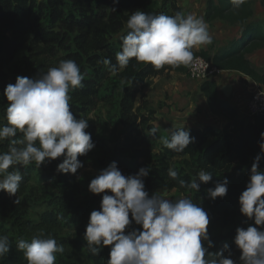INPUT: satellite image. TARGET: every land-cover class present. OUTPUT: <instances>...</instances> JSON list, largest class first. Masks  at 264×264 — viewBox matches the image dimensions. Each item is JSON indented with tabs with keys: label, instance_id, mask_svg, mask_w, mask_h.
<instances>
[{
	"label": "trees",
	"instance_id": "16d2710c",
	"mask_svg": "<svg viewBox=\"0 0 264 264\" xmlns=\"http://www.w3.org/2000/svg\"><path fill=\"white\" fill-rule=\"evenodd\" d=\"M261 3L264 7V0ZM136 10L188 15L178 0H0V125L7 123L8 102L3 95L7 84H14L17 76L38 78L59 61L72 59L85 79L84 87L70 92L71 111L77 119H88L86 131L95 143L86 156L78 157L84 167L74 175L56 171L63 157L40 168L35 163L16 166L24 177L17 193L20 203L15 204V196L0 191V235H7L12 244L0 264H28L16 243L19 239L30 241L36 234L50 235L63 245L64 252L56 254L55 264H108L110 246L93 256L83 238L90 213L99 209L103 194L89 192L93 178L82 181L80 175L89 164L100 172L113 161L125 176L149 167L144 182L150 196L156 193L173 200L190 197L209 215L208 232L214 243L209 252L219 251L227 243L231 258L239 264L241 252L233 243L236 228L254 226L253 220L240 213L239 196L249 181L253 160L260 153L264 114L250 117L241 113L221 98L216 81H205L200 90L209 111L226 124L220 130L213 126L190 129L195 140L182 153L167 149L162 139H169L171 132L155 125L156 111L141 95L151 78L172 73L186 75L189 67L165 66L156 70L133 58L127 68L113 74L110 66L102 63L105 58L117 63L121 38L128 31L127 19ZM205 18L208 24L239 27L241 36L217 51L212 47L193 49L195 58L201 57L225 73H240L264 87V72L248 58L264 49V22L254 21L252 1L246 0L236 8L231 0H209ZM140 96L143 101L138 105ZM153 127L158 128L156 136L150 134ZM6 150L7 141L0 143V151ZM169 168L189 182L201 169L211 172L213 178L207 184L201 183L199 192L181 189L178 181L168 176ZM260 168L264 170V159ZM225 177L229 181L227 195L210 199L207 189ZM43 204L48 209L35 220L32 209ZM140 227L133 223L128 230Z\"/></svg>",
	"mask_w": 264,
	"mask_h": 264
},
{
	"label": "clouds",
	"instance_id": "9594fccd",
	"mask_svg": "<svg viewBox=\"0 0 264 264\" xmlns=\"http://www.w3.org/2000/svg\"><path fill=\"white\" fill-rule=\"evenodd\" d=\"M231 2L239 8L246 0ZM127 29L121 38V51L116 53L117 63L112 64L108 58L102 61L113 74L127 68L133 58L156 70L165 66L191 67L195 60L193 49L213 41L203 17L179 11L169 16L136 10L127 19ZM84 79L79 65L67 59L38 78L17 76L14 84L6 85L3 95L8 102L7 123L0 125V143L7 141V150L0 151V191L15 196V204L20 203L17 193L24 178L16 166L35 163L40 168L63 157L56 171L74 175L84 167L78 157L95 148L91 133L86 131L88 119H77L70 106V92L84 87ZM157 132L156 127L150 129L152 136ZM194 140L190 129L183 126L172 130L162 144L182 153ZM259 147L249 181L239 196L240 213L254 221V226L236 228L233 243L241 252L239 264H264V170L260 168L264 132L260 134ZM149 172V167H141L136 174L125 176L113 161L90 181L89 192L103 194L99 209L90 213L83 237L90 253L99 255L105 246H110L108 264H237L227 243L219 251L209 252L214 247L208 232L209 215L190 197L173 200L156 193L149 195L144 182ZM167 174L178 181L181 189L195 192L200 191L201 183L207 184L213 178L203 169L190 182L180 179L172 168ZM228 183L226 177L216 182L207 189L208 197H225ZM133 223L141 227L128 230ZM11 249L9 237L0 235V258ZM16 249L28 264H55L56 254L64 252L62 244L43 234L33 235L30 241L19 239Z\"/></svg>",
	"mask_w": 264,
	"mask_h": 264
},
{
	"label": "crops",
	"instance_id": "0c3cea01",
	"mask_svg": "<svg viewBox=\"0 0 264 264\" xmlns=\"http://www.w3.org/2000/svg\"><path fill=\"white\" fill-rule=\"evenodd\" d=\"M206 1L207 3L205 2L204 6L207 8L209 0ZM204 10L206 15V9ZM219 24L223 25L222 23ZM226 27L228 29V26ZM231 28L233 29V27ZM204 49H206L205 45L199 47V51ZM194 50L197 51L196 48H194ZM231 73H233L234 76H231L229 79L224 80L215 78L213 80L219 85V93L221 98L227 100L241 113L245 114V101L247 96L260 89V85L254 83L248 77L240 73ZM178 75L176 73H172L170 75L172 78L169 81L174 83V80L178 78H176ZM165 77L167 76L153 77L148 80V84H150L152 81H157L161 82L160 85H164L163 79L165 80ZM201 84L202 83H199L198 87L196 86V88L180 86L181 88H177V90L165 91L162 95V91L157 92L159 94L158 96H160L159 99H161V104L158 107H155V103H153L152 98L153 95L148 92V102L153 105V108L156 111L155 125L165 132H171L172 130H175V128H180L183 126L188 129L200 130L204 129L206 126H213L216 130H220L222 126L226 124V121L223 118L216 117L211 114L207 100L201 93ZM227 89L229 94H226ZM167 99H169L171 102H169Z\"/></svg>",
	"mask_w": 264,
	"mask_h": 264
},
{
	"label": "rangeland",
	"instance_id": "374dc122",
	"mask_svg": "<svg viewBox=\"0 0 264 264\" xmlns=\"http://www.w3.org/2000/svg\"><path fill=\"white\" fill-rule=\"evenodd\" d=\"M252 1V8L254 11V21H260L264 22V7L262 6L261 0H251ZM190 2V3H189ZM205 2L206 0H179V5L184 8V11L186 14H193L197 17H203L205 20V10L206 6ZM189 3V4H187ZM187 4V5H186ZM206 21V20H205ZM220 23V22H219ZM217 22L213 24L208 25L209 32L213 38V41L211 44L205 45L206 49L211 48L213 51H217L218 49L225 47L229 45L233 40L239 39L241 36V30L239 27H233V29L228 26L227 24H219ZM197 51H199V48H196ZM248 58L253 62V64L261 71L264 72V49L258 50L254 52L253 54H250ZM178 75V74H177ZM187 75V74H186ZM233 77V73H224L221 76H219V79H229ZM178 77V78H177ZM172 77L169 75L165 77L164 85H160L161 82L152 81L150 84H146L145 89L143 90V93L141 96L145 97V100L148 102V92L153 95V103H155V107L160 106V96L157 92L162 91L161 95L164 94L165 91L168 90H177V88H181L180 86H187L189 88L196 86L198 87L200 82L193 81L189 78V76L184 75H178L176 76V80H174V83L169 81ZM157 82V83H155ZM261 90H264V87H260ZM139 97L138 105L143 101L142 97ZM249 96V95H248ZM247 96V97H248ZM247 99V98H246ZM166 100V99H165ZM169 101V99H167ZM171 102V101H169ZM153 106V105H152ZM106 112V111H104ZM99 171L93 164H89L85 169L81 171L80 179L82 181H87L88 179L95 178L98 175ZM44 191V190H43ZM42 191V192H43ZM111 194V193H110ZM46 209H48L46 204L43 205H36L32 209L33 218L35 220H38L40 217V214H42Z\"/></svg>",
	"mask_w": 264,
	"mask_h": 264
},
{
	"label": "built area",
	"instance_id": "2783aa9c",
	"mask_svg": "<svg viewBox=\"0 0 264 264\" xmlns=\"http://www.w3.org/2000/svg\"><path fill=\"white\" fill-rule=\"evenodd\" d=\"M222 70L216 68L212 63L205 59L195 58L194 63L188 68L187 75L193 81L203 83L213 80L224 74ZM264 114V90L258 89L249 94L245 101V115L250 117L261 116Z\"/></svg>",
	"mask_w": 264,
	"mask_h": 264
},
{
	"label": "water",
	"instance_id": "95a60500",
	"mask_svg": "<svg viewBox=\"0 0 264 264\" xmlns=\"http://www.w3.org/2000/svg\"><path fill=\"white\" fill-rule=\"evenodd\" d=\"M226 94H229L228 89H227V91H226Z\"/></svg>",
	"mask_w": 264,
	"mask_h": 264
}]
</instances>
